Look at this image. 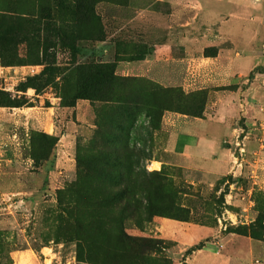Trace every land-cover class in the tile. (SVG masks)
<instances>
[{"label":"rangeland","instance_id":"obj_1","mask_svg":"<svg viewBox=\"0 0 264 264\" xmlns=\"http://www.w3.org/2000/svg\"><path fill=\"white\" fill-rule=\"evenodd\" d=\"M95 3L0 0V264H189L188 258L199 249L188 252L190 248L180 249L175 239L165 238L164 231L177 230L163 222L168 219L206 227L215 224L224 233L250 237L260 248L264 245V3L221 0L215 7L225 16L212 20L205 12L195 15L184 8L180 14L184 35H190L186 28L193 24L204 43L207 37L221 39L214 35L223 33L219 27L228 19L234 36L228 47L231 57L235 51L247 54L254 49V53L245 59L210 60L197 52V59L186 60L184 47H175L170 56L179 61L165 62L171 77L166 84L148 76L146 64L139 61L152 55L158 36L146 29H106ZM256 6L262 15L254 12ZM255 20L260 25L253 29ZM70 60L114 63L115 80L111 88L105 85L101 90L121 94L125 90L137 101L130 105L136 117L126 123V134L118 132L119 137L112 138L98 133L97 112L108 124L110 115L117 113L98 101L74 100V79L67 83L63 99L62 69L70 68ZM48 65L58 70L44 74ZM160 67L154 65V73ZM255 67L262 72L252 73ZM221 104L224 117L219 118L227 123L211 130L216 149L223 136L222 145L231 149L229 172L220 176L184 166L187 162L167 144L172 134L185 128L178 115L214 116ZM33 105L39 109L33 110ZM30 111L47 112L56 133L32 128ZM229 119L236 128L233 140ZM62 133L68 135L60 141ZM124 138L125 148L117 149L121 164L105 162L104 168H133L138 185H158L161 191L152 200L163 214L146 217L140 226L131 220L127 226L131 236L151 241L148 250L144 246L138 253L120 251L111 221H92L97 207L87 203L97 183L103 184L96 179L94 156L119 146ZM194 163L205 169L211 160ZM79 170L84 176L73 188ZM211 239L191 247L202 248ZM263 249H254V263L264 261Z\"/></svg>","mask_w":264,"mask_h":264},{"label":"crops","instance_id":"obj_2","mask_svg":"<svg viewBox=\"0 0 264 264\" xmlns=\"http://www.w3.org/2000/svg\"><path fill=\"white\" fill-rule=\"evenodd\" d=\"M96 0L94 4V9L97 14L103 19V23L106 29H112L116 31L123 30H151L154 36H158V44L155 45L152 52V57L146 56L139 60L141 63L146 64V72L150 77L158 78V81L162 84H166L168 79L171 77L168 74V70L165 68V62L168 61H179L178 58L170 56L172 50L175 47L180 49L184 47V52L189 59H197L198 54L204 58H209L210 60L224 59L225 56H229V60H236L239 58L245 59L247 55H253L254 49H249L247 54H240V52H234V57H231V50L228 49L232 37V26L224 22L220 25L223 33L214 35L217 36V40L206 38L204 43L199 36L200 32L197 30H192L195 26L186 28L190 35H184L182 33L184 29V23L181 21L180 14L183 12L184 8H189L198 15L201 11L208 15V19H214L215 15H224L217 9L215 5L221 0ZM260 3H264V0H260ZM222 8V7H221ZM223 12L224 9L222 8ZM255 13L262 15L261 8L256 6L254 9ZM130 16H123V15ZM239 18V15H236ZM225 19V17H224ZM254 20L253 18H250ZM263 19V17H262ZM260 21V20H259ZM259 21L256 20L252 24L253 29L260 25ZM214 22V21H213ZM211 21V23H213ZM257 22V23H256ZM210 23V22H209ZM140 24L142 26H140ZM239 25V24H238ZM218 27V26H217ZM213 32V27L211 25L208 29ZM215 30V29H214ZM228 30V31H227ZM227 31V32H226ZM215 32V31H214ZM215 34V33H214ZM202 40V42H201ZM153 40L148 39L151 44ZM208 46L217 47V53L215 56H204L203 51ZM170 56V57H168ZM246 56V57H245ZM183 60V58H181ZM242 59V60H243ZM161 65L158 70L154 69V65ZM222 103V102H221ZM37 105H33L32 109L35 110ZM16 110L24 111V108L20 106L14 107ZM225 108L224 104L219 106L217 114H209L206 117H190L184 114H179L178 120L182 121L185 125L184 130L172 134L168 139V148L172 150L175 154L179 155L181 160L187 162L184 166L196 167V169L207 174L225 175L230 170V163L228 161V156L231 154V149L222 145L223 139L219 142V148L216 149L215 144L217 142L214 130L211 129L215 125H221L227 121L221 119L223 118L222 109ZM37 109V108H36ZM39 109V107H38ZM33 112V113H32ZM36 114L34 117H32ZM207 115V114H206ZM219 116H221L219 118ZM228 118V117H226ZM20 120V119H19ZM18 120V121H19ZM222 120V122L220 121ZM231 120L229 119V126L231 127L230 137L234 135L236 128L231 126ZM227 123V122H226ZM32 128L35 130H41L47 133H56V126L54 124L53 118L50 120L45 111H30V123ZM213 132V133H212ZM68 134L62 133L60 136V141L65 138ZM234 138H232L233 140ZM196 159H209L211 160V165H208L209 169L201 168L194 163ZM165 222L166 225L176 227L177 230L174 233L169 231H164V237L175 239L177 241V246L180 249L191 248L192 245L203 241L206 237H212L201 249L193 252L191 257L188 258L189 264H264L254 263L252 261L254 249L259 250L264 248V245L257 246L256 243L248 236L240 235L233 232L224 233L217 229L216 225H198L192 222H180L168 219ZM261 251H264L261 250ZM259 251V252H261ZM263 253V252H262ZM264 254V253H263ZM261 254V255H263ZM199 258L202 261H199ZM238 258V259H237ZM264 259V257H263Z\"/></svg>","mask_w":264,"mask_h":264},{"label":"trees","instance_id":"obj_3","mask_svg":"<svg viewBox=\"0 0 264 264\" xmlns=\"http://www.w3.org/2000/svg\"><path fill=\"white\" fill-rule=\"evenodd\" d=\"M216 53L217 50L215 47H207L203 51L204 56H215ZM68 64L70 68L65 67L62 69L65 85L63 99L66 96L67 83H69L70 79H74L75 93L72 96L74 100L88 99L90 101H98L102 108H105L107 105V107L117 113L115 116L110 115L108 118L110 119V123L108 124L101 120L102 116L99 114V111L97 112L99 120H96L95 124L98 133L112 138L119 137L118 132H120V134H126V132L129 131V126L127 124L136 117L135 111H133L135 108L131 109L130 105L133 103L137 104V101H134L125 90L122 94L116 92L112 93L110 91L111 85L115 80L114 63H79L76 60H70ZM56 70H58L57 66L48 65L43 69V73H54ZM255 71L261 73L262 69L261 67H255L252 73ZM105 85H109L110 88L102 91L101 88ZM157 109L159 110V107H157ZM146 114L151 117V114L148 112ZM125 143L126 140L124 138L121 140L119 146H110V150L101 149L98 151L97 156H94L95 163L93 164V168L95 169L96 179L97 182L101 181L103 184L97 183L98 186L95 187V195H93L94 197L92 199L90 198L87 203L90 204L92 201V204L97 207V210L91 215L92 221L96 223L104 220V218L111 221V230L120 243L118 247L120 251H131L134 249V251L138 253L144 246L145 249L148 250V245L150 244L147 242L151 241L131 236L126 230L127 226L131 220L136 221L134 224L135 226H140V222L148 221L147 218L156 215L161 216L163 214V211L159 209L157 205H154L152 200V197H155L154 194L159 195L161 191L158 185L152 186L151 188L138 185L136 183V172L133 168L130 169L121 166L111 169L104 168L105 162L121 164L119 161L121 157L117 149H124L126 146ZM106 156H112V159L109 161L106 159V161L103 162V158H107ZM79 160L80 157H78V162ZM103 174H105L104 179L102 178ZM76 175L75 182L71 186L73 188L74 185L76 188L78 187V181L84 176L81 170H79ZM105 178H107L106 180L109 181L110 184H105ZM172 208L173 205H171V209ZM78 240L80 242V238H78ZM195 249H201V246L197 245L196 248L191 247L187 251L190 252Z\"/></svg>","mask_w":264,"mask_h":264},{"label":"built area","instance_id":"obj_4","mask_svg":"<svg viewBox=\"0 0 264 264\" xmlns=\"http://www.w3.org/2000/svg\"><path fill=\"white\" fill-rule=\"evenodd\" d=\"M0 70H1V65H0ZM260 109H262V108H260Z\"/></svg>","mask_w":264,"mask_h":264}]
</instances>
